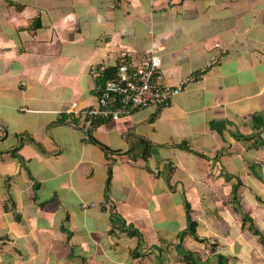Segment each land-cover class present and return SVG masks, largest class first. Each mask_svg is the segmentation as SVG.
<instances>
[{
  "label": "crops",
  "instance_id": "1",
  "mask_svg": "<svg viewBox=\"0 0 264 264\" xmlns=\"http://www.w3.org/2000/svg\"><path fill=\"white\" fill-rule=\"evenodd\" d=\"M150 49L181 92L86 137L101 75ZM255 228L264 0H0V264H264Z\"/></svg>",
  "mask_w": 264,
  "mask_h": 264
},
{
  "label": "built area",
  "instance_id": "2",
  "mask_svg": "<svg viewBox=\"0 0 264 264\" xmlns=\"http://www.w3.org/2000/svg\"><path fill=\"white\" fill-rule=\"evenodd\" d=\"M160 63L161 57L156 49H150L139 65L123 59L117 65L115 77L105 79L98 86V105L77 112L83 119L86 137H89V130L98 119L116 120L138 108H160L173 103L181 87L163 84L157 79Z\"/></svg>",
  "mask_w": 264,
  "mask_h": 264
},
{
  "label": "trees",
  "instance_id": "3",
  "mask_svg": "<svg viewBox=\"0 0 264 264\" xmlns=\"http://www.w3.org/2000/svg\"><path fill=\"white\" fill-rule=\"evenodd\" d=\"M116 72H114L113 70L111 71H105L104 74L101 75L100 80L104 81L105 79L109 78V77H115ZM234 193H236L235 189H234ZM196 222L192 219L189 209H188V229L186 231H184L182 233V239L183 236H185L186 233H191V234H195L196 233ZM255 233L260 235V238L264 239L263 234L260 230H258L257 228H255ZM217 262L218 264H229L228 263V257L222 255V254H217Z\"/></svg>",
  "mask_w": 264,
  "mask_h": 264
}]
</instances>
